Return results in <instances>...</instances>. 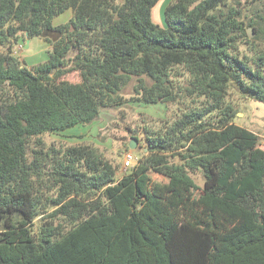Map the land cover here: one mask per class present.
I'll use <instances>...</instances> for the list:
<instances>
[{
  "label": "trees",
  "instance_id": "obj_1",
  "mask_svg": "<svg viewBox=\"0 0 264 264\" xmlns=\"http://www.w3.org/2000/svg\"><path fill=\"white\" fill-rule=\"evenodd\" d=\"M159 1L0 0V264H264V143L227 102L235 89L264 104V51L240 52L247 2L174 0L162 27ZM50 33L48 61L13 54ZM73 70L81 83L63 80ZM133 81L140 102H206L149 132L120 180L92 145L45 148L123 105Z\"/></svg>",
  "mask_w": 264,
  "mask_h": 264
},
{
  "label": "rangeland",
  "instance_id": "obj_2",
  "mask_svg": "<svg viewBox=\"0 0 264 264\" xmlns=\"http://www.w3.org/2000/svg\"><path fill=\"white\" fill-rule=\"evenodd\" d=\"M231 1V0H230ZM247 2L240 21L243 22V28L247 37L240 39L241 55L253 58L256 52L264 51V0L254 2L252 0H242ZM170 0H160L153 12V21L166 27L165 9L169 5ZM249 3V4H248ZM73 17L72 10H69L59 16L56 21L60 23L69 22ZM55 21V23H56ZM251 22L255 24L254 30ZM261 28V29H260ZM260 30L262 33L260 34ZM47 39L41 37L21 38L15 45L19 53L16 55L28 68H33L39 64L48 61L50 53L53 49L52 42L57 41L60 37H56L54 33L47 35ZM21 48V49H20ZM5 48L0 46V54L5 53ZM76 53H72L75 55ZM72 66V65H71ZM64 81L73 84L81 83L82 77L80 71H70L64 77ZM136 82H131L123 91L125 102L123 105L112 109L103 110L100 117L90 125H79L72 129L46 134L40 137L44 142L45 148L54 146L57 149H67L79 145H92L103 154L106 160L110 161L117 169V180L122 179L130 169L125 168L124 158L128 152H131L134 158L141 160L144 153H147L146 135L149 132L159 131L166 125H171L178 117L183 114L185 109L191 104L190 102H206L205 99L199 97L185 98L180 103L147 104L137 101L138 96L135 94L134 87ZM227 102L234 105L237 110V118L235 123L238 126L254 131L258 134L261 142L264 143V104L257 102L249 97L242 96L237 90L231 89L227 98ZM148 130V131H147ZM138 137L136 149L130 148L131 142ZM174 161V159H171ZM196 185L203 188V178L200 172L192 175ZM152 177L157 181H164L174 187L182 188L183 186L173 182L169 178L152 173ZM194 197L200 191L190 190ZM3 229L0 224V231ZM37 229V225L35 227Z\"/></svg>",
  "mask_w": 264,
  "mask_h": 264
},
{
  "label": "built area",
  "instance_id": "obj_3",
  "mask_svg": "<svg viewBox=\"0 0 264 264\" xmlns=\"http://www.w3.org/2000/svg\"><path fill=\"white\" fill-rule=\"evenodd\" d=\"M21 49V48H20ZM15 54L17 55L19 53V51L17 49H14ZM139 163V159L138 158H134L131 152H128L125 155L124 158V166L125 168L128 169H132L134 168L137 164Z\"/></svg>",
  "mask_w": 264,
  "mask_h": 264
},
{
  "label": "crops",
  "instance_id": "obj_4",
  "mask_svg": "<svg viewBox=\"0 0 264 264\" xmlns=\"http://www.w3.org/2000/svg\"><path fill=\"white\" fill-rule=\"evenodd\" d=\"M174 0H170V2H173ZM168 6V5H167ZM166 6V7H167ZM69 11V10H68ZM67 12V11H66ZM153 12H154V10H153ZM57 19V18H56ZM56 19H55V21H56ZM55 21H54V26H56V27H58V26H60V25H63V24H66V23H60V21L61 20H59V21H56V23H55ZM55 35L57 34V33H54ZM252 132H254V131H252ZM255 133V132H254ZM257 134V133H256ZM258 135V134H257Z\"/></svg>",
  "mask_w": 264,
  "mask_h": 264
},
{
  "label": "water",
  "instance_id": "obj_5",
  "mask_svg": "<svg viewBox=\"0 0 264 264\" xmlns=\"http://www.w3.org/2000/svg\"><path fill=\"white\" fill-rule=\"evenodd\" d=\"M137 142H138V141H137L136 139H134V140L131 142V144H130V148H131L132 150L136 149Z\"/></svg>",
  "mask_w": 264,
  "mask_h": 264
}]
</instances>
